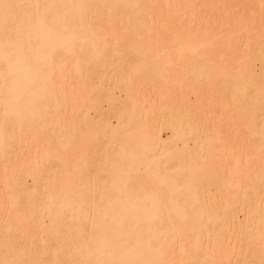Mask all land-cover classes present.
<instances>
[{
  "label": "bare ground",
  "instance_id": "1",
  "mask_svg": "<svg viewBox=\"0 0 264 264\" xmlns=\"http://www.w3.org/2000/svg\"><path fill=\"white\" fill-rule=\"evenodd\" d=\"M0 3V261L264 264V0Z\"/></svg>",
  "mask_w": 264,
  "mask_h": 264
},
{
  "label": "snow or ice",
  "instance_id": "2",
  "mask_svg": "<svg viewBox=\"0 0 264 264\" xmlns=\"http://www.w3.org/2000/svg\"><path fill=\"white\" fill-rule=\"evenodd\" d=\"M12 7H13V5L0 3V9L4 10L5 12H7L8 9H10ZM54 47H55V45H53V48ZM36 71H37V75L39 76L40 69L38 68ZM0 264H17V262L16 261H0Z\"/></svg>",
  "mask_w": 264,
  "mask_h": 264
}]
</instances>
